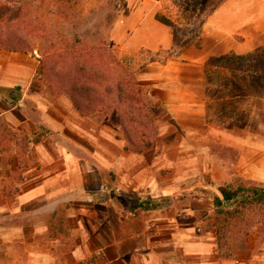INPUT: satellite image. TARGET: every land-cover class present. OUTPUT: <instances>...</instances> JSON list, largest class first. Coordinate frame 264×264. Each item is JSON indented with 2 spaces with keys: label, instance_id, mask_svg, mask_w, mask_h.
<instances>
[{
  "label": "crops",
  "instance_id": "1",
  "mask_svg": "<svg viewBox=\"0 0 264 264\" xmlns=\"http://www.w3.org/2000/svg\"><path fill=\"white\" fill-rule=\"evenodd\" d=\"M262 44L264 0L217 6L181 47V66L169 68L174 74L147 77L168 91L159 103L181 134L141 151L131 150L121 127L94 124L87 116H79L89 122L76 129L81 140H71V101L58 97L65 113L57 116L54 97L28 91L25 65L6 62L0 53V264H249L247 240L240 256L222 257L215 230L202 232L201 226L219 187L264 184V145L241 142L232 126L208 122L204 62ZM32 112L47 137L30 143L23 155L18 142L10 147V134L35 133ZM193 138L201 146H191ZM208 142L215 151L204 146ZM112 194L125 201L171 197L182 204L132 209L119 197L111 200Z\"/></svg>",
  "mask_w": 264,
  "mask_h": 264
},
{
  "label": "rangeland",
  "instance_id": "2",
  "mask_svg": "<svg viewBox=\"0 0 264 264\" xmlns=\"http://www.w3.org/2000/svg\"><path fill=\"white\" fill-rule=\"evenodd\" d=\"M208 9L207 0H0V53L7 55L6 62L25 65L24 75L32 80L28 91L54 97L52 103L59 112L52 110V114L57 116L65 113L58 97L64 95L70 100L62 87L71 82H87L88 75L79 74L82 68L93 75L88 80L93 86L96 84L103 102L96 110L82 114L70 100L75 128L68 134L71 140H81L82 135L76 129L80 131V127L89 125L88 120L79 116L109 127L119 126L110 119L117 113L118 117L126 118L124 128L137 145L146 139L154 146L159 138L168 141L181 132L159 103L168 97V91L160 80L151 81L147 77L163 73V79L164 75L174 74L169 68L182 60L178 55L181 47L199 33ZM156 14L171 20L173 26L159 22ZM165 36L171 37L169 45H165ZM151 39L155 50L149 46ZM219 56H211L204 62L208 122L219 127L232 126L234 139L243 137L241 142L264 145V59L257 62L260 74L251 76L217 65L215 58ZM38 66L41 70L37 72ZM15 90L20 95V88ZM32 116L38 122L35 133L10 134V147H14L13 141L18 142L23 155L30 143L47 137L44 124L35 113ZM194 139L187 141L191 146H201ZM204 146L211 151L216 149L213 142ZM240 187L262 191L264 184L249 181ZM114 196L111 195L114 197L111 200L117 203L119 197L121 205H132L134 200ZM150 203L182 204L171 197H159ZM201 227L202 232L215 230L222 257L240 256V251L247 248V240L249 264H264V201L236 199L212 206Z\"/></svg>",
  "mask_w": 264,
  "mask_h": 264
},
{
  "label": "trees",
  "instance_id": "3",
  "mask_svg": "<svg viewBox=\"0 0 264 264\" xmlns=\"http://www.w3.org/2000/svg\"><path fill=\"white\" fill-rule=\"evenodd\" d=\"M224 0H207V4L209 6L207 15L208 16L217 6H219ZM156 19L170 27L173 26V23L168 18L156 14ZM174 39H172V43L174 44ZM1 42V41H0ZM264 59V46L257 50L256 52H247L244 54H234V53H227L215 58V62L217 65L221 67H225L227 69H238L243 71L244 73L250 74L251 76H256L259 73L258 69V61L260 59ZM41 67L38 66L36 71H40ZM79 74L84 75L87 74V82L78 81L77 84L71 82L67 87H62V90L66 91L72 101L73 105L82 113L85 114L88 111L96 110L97 106L102 104V99L99 96V92L96 89V84L93 86V83L88 80L89 77H93L92 74H89V71L82 68L79 70ZM58 75V74H57ZM56 75V76H57ZM55 76V77H56ZM58 76H61L60 74ZM85 78V76H84ZM94 78V77H93ZM75 77H73V80ZM78 79V78H76ZM86 79V78H85ZM97 82V81H95ZM223 82V81H222ZM118 87V86H117ZM121 90L120 87H118ZM110 119L112 122L119 124L122 128L125 138L129 142V147L131 150L134 151H141L147 147L152 146V143H147L146 139L140 142V145L134 141L128 134V130L124 128V123L126 118L118 117L117 113L112 114ZM133 119H128L127 121H132ZM250 189V188H243V187H236V188H229V187H219L218 192L219 194L213 198V206H221L227 202L234 201L236 199H241V202H262L264 201V189ZM154 199L147 197L146 199H141L139 197L133 200L131 208L136 207H143L149 208L150 206H154L150 202H153Z\"/></svg>",
  "mask_w": 264,
  "mask_h": 264
}]
</instances>
